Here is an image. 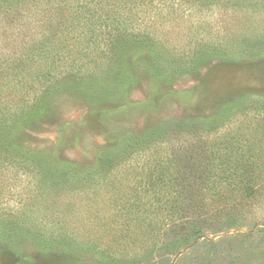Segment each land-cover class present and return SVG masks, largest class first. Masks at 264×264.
<instances>
[{"label": "rangeland", "instance_id": "1", "mask_svg": "<svg viewBox=\"0 0 264 264\" xmlns=\"http://www.w3.org/2000/svg\"><path fill=\"white\" fill-rule=\"evenodd\" d=\"M188 2L156 0L145 11L135 8L138 32L98 48L89 43L88 58L74 57L70 66L50 51L27 62L50 70L44 92L27 105L19 99L12 121L0 122V130L6 128L22 151L45 150L79 168L100 171L105 153L118 164V176L108 170L109 186H95L96 196L88 198L97 208L76 207L69 234L55 239L60 222L52 195L34 197L29 206L23 196L33 183H26V174L5 171L0 264H233L235 256L234 264H264V0ZM47 30L38 24L30 34L39 38ZM67 37L59 31L52 40ZM6 49L16 48L9 43ZM98 52L105 57L99 60ZM170 120L187 121L199 132L168 134ZM205 142L214 145L217 168L231 174L233 191L224 197L249 195L239 196L236 212L223 215L198 244L167 246L165 229L155 224L157 198L142 192L157 185L147 173H156L158 162L176 166L177 156ZM244 183L251 193L243 192ZM140 203L146 207L139 210ZM23 209L35 211L28 219Z\"/></svg>", "mask_w": 264, "mask_h": 264}, {"label": "trees", "instance_id": "2", "mask_svg": "<svg viewBox=\"0 0 264 264\" xmlns=\"http://www.w3.org/2000/svg\"><path fill=\"white\" fill-rule=\"evenodd\" d=\"M155 1L0 0V29L3 32L2 37L5 38L0 41V122L12 121L14 107L19 99L27 105L38 95V91L44 92V80L50 74V70L40 64L33 65L27 62H35L38 54L49 51L53 59H66L69 66L74 57L80 59L82 55L88 58L89 43H93L98 48L104 40L107 42H103V45L112 44L117 36L138 32L139 30H135L138 27L134 25L140 18L135 16L137 12L134 9L145 11L146 7H151ZM38 24H44L48 29L46 34L42 31L39 38L34 37ZM28 26L33 29H29ZM31 30L35 32L30 34ZM59 31L64 37H68L61 43H53L52 38ZM9 43L16 49H6ZM18 45L20 47L27 45V49H20ZM97 56L99 60L105 57L104 53L99 54V52ZM49 65L55 67L54 60H51ZM97 65L99 66V61ZM80 67L87 68L79 63L77 68ZM23 86L24 93L23 89L20 90L21 94L14 92L17 87L23 88ZM187 124L188 122L184 120L166 121L164 130L170 128L168 134L175 130L179 133L199 132L196 126L191 125L188 128ZM6 131V128L0 130V184L9 180L8 177H4L5 171L10 172L11 175L26 174L27 177L23 179H26V183H33V186L28 188L30 191L23 198L29 199V206H32L34 197L44 200L48 195H52V205H55L56 213L54 221L60 222L58 236L54 235V238L58 239L60 235L69 234L71 215L75 218L78 216L75 213L76 207H82L87 203L94 209L97 208L96 203L88 202V198L96 196L98 188L95 186L105 187L108 182L111 183L113 179L108 178L109 173H106L108 170L115 171L114 177L118 176L117 170H114L116 168L114 165L118 164L112 163V160L103 153L99 158L102 166L99 168L100 171H97L93 165L90 166L91 169L79 168L76 164L68 165L57 158L53 159L52 153L45 150L35 154L23 147L22 151L14 141V137L9 136ZM176 160H178L175 162L177 167L172 161L163 166L158 162L156 173L154 171L147 173L148 180L151 178L157 180V185L149 188L147 184L142 192L157 198L155 224L165 229L166 245L180 248L198 244V239L204 237L207 230H213V225L219 226L223 215L236 212L235 202H241L249 194L245 195L240 191L233 193L236 197L231 194L224 197V191L231 192V189L233 191L231 174L223 167L217 168L220 160L219 163L216 162L213 143L210 146L206 142L199 144L193 148V152H187L182 157L177 156ZM104 165L110 168L104 170ZM12 178L14 177L11 176L10 179ZM165 181L169 182L167 188H164L168 186L164 184ZM240 188L242 187H238L239 190ZM242 190L251 193V185L244 183ZM122 193H127L128 196L129 190H124ZM162 193L168 198H158ZM239 196L244 197L238 199ZM145 200L143 199V202ZM126 206L132 205L127 202ZM140 206L146 207L141 203L136 207L141 210ZM24 209L23 217L31 218L35 210ZM162 212H166V216H159ZM63 242L62 240L61 243L64 244ZM237 258L238 256L234 257L233 264Z\"/></svg>", "mask_w": 264, "mask_h": 264}]
</instances>
